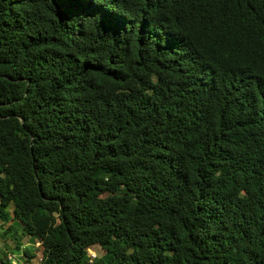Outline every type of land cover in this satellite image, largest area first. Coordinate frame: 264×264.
Masks as SVG:
<instances>
[{
    "label": "trees",
    "instance_id": "obj_1",
    "mask_svg": "<svg viewBox=\"0 0 264 264\" xmlns=\"http://www.w3.org/2000/svg\"><path fill=\"white\" fill-rule=\"evenodd\" d=\"M8 212L36 264H264V0H0Z\"/></svg>",
    "mask_w": 264,
    "mask_h": 264
},
{
    "label": "rangeland",
    "instance_id": "obj_2",
    "mask_svg": "<svg viewBox=\"0 0 264 264\" xmlns=\"http://www.w3.org/2000/svg\"><path fill=\"white\" fill-rule=\"evenodd\" d=\"M11 213H7L5 218L0 219V231L4 229L9 223H13L15 227H19L20 223L17 221L10 220ZM2 232V231H1ZM0 232V234H1ZM19 250H14V241L7 237V235L2 234L0 235V252H5L6 258L11 260V263L19 262V264H27L24 263L23 260L26 258L21 253V248L26 246H31L32 250L31 253L33 257L30 260L31 264H36L38 259L41 256V252L38 249V242L35 237H26L22 236L19 240ZM103 253V250L97 245H91L86 248V255L89 259L93 257H98ZM1 255V253H0Z\"/></svg>",
    "mask_w": 264,
    "mask_h": 264
},
{
    "label": "water",
    "instance_id": "obj_3",
    "mask_svg": "<svg viewBox=\"0 0 264 264\" xmlns=\"http://www.w3.org/2000/svg\"><path fill=\"white\" fill-rule=\"evenodd\" d=\"M0 264H3V263L0 261Z\"/></svg>",
    "mask_w": 264,
    "mask_h": 264
}]
</instances>
